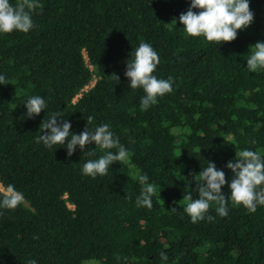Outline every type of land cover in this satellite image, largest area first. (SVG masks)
I'll list each match as a JSON object with an SVG mask.
<instances>
[{"label": "trees", "instance_id": "trees-1", "mask_svg": "<svg viewBox=\"0 0 264 264\" xmlns=\"http://www.w3.org/2000/svg\"><path fill=\"white\" fill-rule=\"evenodd\" d=\"M189 2L40 0L30 32L0 33V183L25 196L0 214V264H264V206L233 205L226 183L227 216L211 205L193 223L183 212L189 192L198 198L194 177L206 161L230 181L225 164L235 152L264 156V70L246 69L250 46L264 41V0H250L253 22L221 44L184 32L178 16ZM142 41L159 54L154 74L173 79L147 110L124 75ZM32 95L48 107L28 118ZM53 112L77 134L88 117L90 127L109 124L129 158L107 175H83L101 150L77 147L66 159L62 145L37 143ZM138 172L156 187L151 209L135 205Z\"/></svg>", "mask_w": 264, "mask_h": 264}, {"label": "clouds", "instance_id": "clouds-1", "mask_svg": "<svg viewBox=\"0 0 264 264\" xmlns=\"http://www.w3.org/2000/svg\"><path fill=\"white\" fill-rule=\"evenodd\" d=\"M250 0H190L186 11L179 14L178 19L183 25L184 32L192 37H204L215 44L232 41L237 37L238 30L247 28L254 19V13L249 7ZM40 7V0H0V33L13 31L28 33L34 28L33 13ZM194 9L196 11H194ZM175 21V20H173ZM176 23V22H175ZM251 54L246 59V69L249 72L264 70V41H257L250 46ZM127 60L124 75L128 78L130 89H142L144 95L140 98L141 110H147L158 102L159 97L173 91L172 77L162 78L154 73L160 63V57L151 43L140 42L131 50ZM118 78V77H117ZM5 76L0 74V84L5 83ZM25 116L28 118L40 114L48 107L45 97L40 95L28 96L24 100ZM92 117H88L87 124L78 134L70 131L71 122L59 112H53L40 124L37 143H43L46 148L62 145L66 148V159L71 157L77 147L88 156L95 155L98 148L103 153L98 158L83 162L81 172L85 176L97 177L107 175L114 162H125L129 150L111 130L107 123L90 127ZM46 130V131H45ZM94 142L93 151H87ZM232 177L226 181L223 169H218L214 161H206L194 180L198 191V198H192L189 192L184 200L183 212L193 223L203 220L211 205H215V212L225 217L229 213L228 197L222 192V186L227 183L230 189V200L233 205H242L249 213L255 212L257 206H264V156L258 151L248 148L235 152V157L226 162ZM179 179L187 178L175 174ZM137 181L141 185L139 194L135 198L136 207L151 209L156 187L149 182L144 173H137ZM25 201L23 192L11 184L0 183V214L3 210H14ZM175 211V207L172 208ZM208 219H212L209 215ZM167 260V255L162 254ZM25 264H38L35 258H29Z\"/></svg>", "mask_w": 264, "mask_h": 264}]
</instances>
